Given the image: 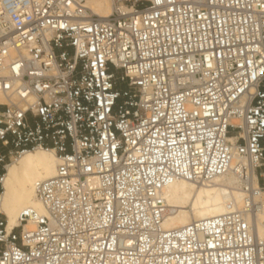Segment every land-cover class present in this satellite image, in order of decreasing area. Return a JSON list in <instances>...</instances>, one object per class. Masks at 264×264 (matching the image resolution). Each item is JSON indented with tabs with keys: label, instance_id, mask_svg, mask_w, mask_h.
Here are the masks:
<instances>
[{
	"label": "built area",
	"instance_id": "obj_1",
	"mask_svg": "<svg viewBox=\"0 0 264 264\" xmlns=\"http://www.w3.org/2000/svg\"><path fill=\"white\" fill-rule=\"evenodd\" d=\"M0 0V264H264V0ZM56 159L7 230L8 169ZM231 212L165 230L172 184Z\"/></svg>",
	"mask_w": 264,
	"mask_h": 264
},
{
	"label": "bare ground",
	"instance_id": "obj_2",
	"mask_svg": "<svg viewBox=\"0 0 264 264\" xmlns=\"http://www.w3.org/2000/svg\"><path fill=\"white\" fill-rule=\"evenodd\" d=\"M85 7L97 17L106 18L110 15L111 0H86ZM55 168L56 159L53 153L45 151L28 153L10 166L2 203L7 230L17 227V217L23 210L43 212L34 199L33 189L35 184L52 179ZM164 198L167 210L163 228L172 230L226 215L231 212L225 205L226 200L230 199L235 206H240L244 195L236 188L232 176H223L209 186H194L187 182L172 184L166 189ZM259 234L261 237L264 232L260 230Z\"/></svg>",
	"mask_w": 264,
	"mask_h": 264
}]
</instances>
